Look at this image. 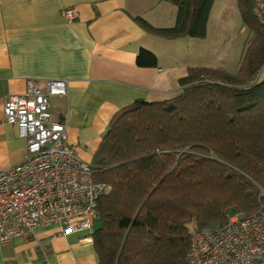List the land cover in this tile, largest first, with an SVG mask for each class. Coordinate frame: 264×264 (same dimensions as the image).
Returning a JSON list of instances; mask_svg holds the SVG:
<instances>
[{"label":"trees","instance_id":"16d2710c","mask_svg":"<svg viewBox=\"0 0 264 264\" xmlns=\"http://www.w3.org/2000/svg\"><path fill=\"white\" fill-rule=\"evenodd\" d=\"M176 22L163 39L205 38L215 0H169ZM252 36L237 72L192 66L162 100L136 99L113 118L95 151L98 264H187L192 235L254 213L264 189V26L253 0H238ZM140 66H158L141 48Z\"/></svg>","mask_w":264,"mask_h":264},{"label":"crops","instance_id":"0c3cea01","mask_svg":"<svg viewBox=\"0 0 264 264\" xmlns=\"http://www.w3.org/2000/svg\"><path fill=\"white\" fill-rule=\"evenodd\" d=\"M165 2L170 1L0 0V171L26 153V139L5 119L4 101L29 91V81L42 88L49 79L69 81V95L55 98L51 108L55 120L68 121V143L90 163L121 108L178 91L182 68L164 52L168 43H161L169 40L135 19L172 26L177 10ZM71 6L78 16L67 21L62 12ZM141 48L158 56V66L138 65ZM57 230L45 227L35 237L2 244L0 264H98L90 231L57 236Z\"/></svg>","mask_w":264,"mask_h":264},{"label":"built area","instance_id":"2783aa9c","mask_svg":"<svg viewBox=\"0 0 264 264\" xmlns=\"http://www.w3.org/2000/svg\"><path fill=\"white\" fill-rule=\"evenodd\" d=\"M264 26V0H254ZM63 17L73 21L75 7ZM29 91L4 101L7 122L27 141L21 162L0 171V246L16 237H35L45 227L55 235L94 230L100 187L92 179L91 163L68 143V121L54 119L55 98L69 95L67 79H49L45 88L29 81ZM263 202L252 214L238 210L225 224L192 235L187 264H264Z\"/></svg>","mask_w":264,"mask_h":264},{"label":"rangeland","instance_id":"374dc122","mask_svg":"<svg viewBox=\"0 0 264 264\" xmlns=\"http://www.w3.org/2000/svg\"><path fill=\"white\" fill-rule=\"evenodd\" d=\"M165 3L177 10L175 4ZM172 22L174 25L176 21ZM251 36L248 27L243 23L239 1L215 0L205 38L182 37L161 43H168L162 45L168 50L164 52L171 54L176 64L181 66L182 69H177L179 76L185 75L189 67L198 65L221 68L235 73L239 69ZM238 210L231 208L229 215H237ZM99 225V219H95L94 229Z\"/></svg>","mask_w":264,"mask_h":264}]
</instances>
